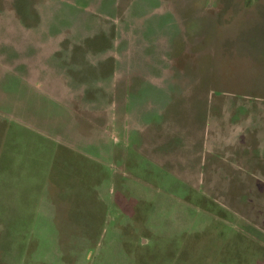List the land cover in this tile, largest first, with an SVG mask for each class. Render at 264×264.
<instances>
[{
	"label": "rangeland",
	"instance_id": "obj_1",
	"mask_svg": "<svg viewBox=\"0 0 264 264\" xmlns=\"http://www.w3.org/2000/svg\"><path fill=\"white\" fill-rule=\"evenodd\" d=\"M0 264H264V0H0Z\"/></svg>",
	"mask_w": 264,
	"mask_h": 264
}]
</instances>
